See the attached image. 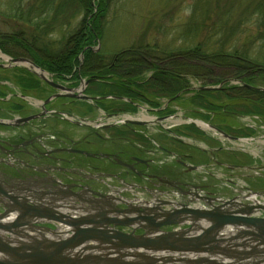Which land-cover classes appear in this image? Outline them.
Here are the masks:
<instances>
[{
  "label": "flooded vegetation",
  "instance_id": "flooded-vegetation-1",
  "mask_svg": "<svg viewBox=\"0 0 264 264\" xmlns=\"http://www.w3.org/2000/svg\"><path fill=\"white\" fill-rule=\"evenodd\" d=\"M91 58L109 60L95 64L96 67L109 69H114L118 60L117 56ZM157 64L149 65L162 73V64ZM126 65L129 63L126 62ZM86 66L93 67L89 63L86 64L84 59L71 75L64 77L52 75L51 79L49 78L52 83L39 79V84L33 91L40 93V90L44 92L48 89L56 93L62 85L71 87L76 82L80 85L84 77L86 81L90 80L85 94L94 99L65 96L52 99L45 105H33L27 110L26 101L16 102L12 97L0 95V213L10 208H22L27 204L29 207L50 209L56 215L74 213L77 210H79L77 213L83 214L86 213L84 206L89 208L100 206L102 198L111 195L114 201L112 205L106 206V210L121 212L131 210L132 214L113 215L125 220L140 210L154 209L161 205H164V208H172L171 210L182 207L178 203L169 205L170 202L175 203L176 199L197 202L202 194L198 192L202 190L209 196L215 195L213 188L219 184L212 182L211 178L214 177L207 176L210 170L209 162L212 159L211 152L206 148L203 150L201 146L195 147L188 143L187 139L182 140L179 135L182 134L183 138L188 137L190 129L184 126H177L170 132L160 129L159 132L163 135H157L159 139L148 132V129L152 126L162 128L158 118L167 120L173 115H179L181 109L178 106L179 102H182L184 111H197L204 117L210 114L230 116L231 111L225 107L222 112H211L209 104L205 101L204 106L200 103L193 106V99H201L203 93L192 92L189 86H185L175 96L165 100L163 105L157 106L163 99L159 96H155V99L152 96H145L142 89L134 86L130 74L129 78L123 79V84L129 89L128 93L136 91L137 95H115L110 92L113 91L114 74L93 72L83 76V69ZM8 67L5 66L2 70H8ZM146 72L141 75L142 79ZM147 74L146 79L137 82L151 80L154 71ZM31 79L30 82L33 83L34 79ZM6 81L0 79V87L4 86ZM16 83H19L18 79ZM156 91L157 88L155 94H158ZM195 95L199 97L196 98ZM49 97L46 95L45 99ZM126 97L137 109L142 107L144 101L151 104L147 106V110L155 116L152 119L155 122L148 121L147 124H142L126 121V118H123V121L113 120V115L121 110L126 111L125 107L116 106L117 103L125 101ZM100 105H105V109ZM97 112L101 114L96 115ZM236 129L231 131L235 132ZM161 138H166L167 141H162ZM217 140L220 142L219 138ZM179 144L184 145L186 150L180 154L181 156H176L178 151H174L171 146ZM216 151L220 155L225 154L227 163L231 164L222 166L224 171L225 167H236L234 170H241L243 165L252 166L250 162L241 161L246 157L243 152L230 146L224 144L217 147ZM168 152L176 156V161L170 162L167 156L161 158L162 154L166 155ZM192 165L201 166V169L189 170ZM240 199L250 201L246 197ZM150 203H153L154 207H150ZM205 203V200L200 202ZM33 222V225L40 230L42 228L41 232L48 237L50 232L44 229L61 233L64 228L60 223L47 218L35 219ZM186 226L177 224L164 228L178 229ZM133 227L116 226L127 232L135 230L138 234L144 231L137 226ZM50 235L63 237L58 234Z\"/></svg>",
  "mask_w": 264,
  "mask_h": 264
},
{
  "label": "water",
  "instance_id": "water-1",
  "mask_svg": "<svg viewBox=\"0 0 264 264\" xmlns=\"http://www.w3.org/2000/svg\"><path fill=\"white\" fill-rule=\"evenodd\" d=\"M24 59L11 58V61L18 63ZM39 75L50 81L43 73ZM83 98L93 99L87 95ZM134 122L143 124L142 121ZM216 130L224 137L238 139ZM200 198L211 208L183 205L164 211L160 214L161 220L155 223L149 221L152 218L149 216L144 219L148 230L141 234L116 228L137 226L131 217L122 220L113 216L130 212L107 211L101 206H84L86 213H78V216L56 215L50 209L27 204L22 208H10L0 213L3 231L0 232V264H264V217L252 216L264 205L245 203L240 196L219 200V205H214L210 197ZM12 210H18L19 214L6 222ZM40 218L71 226V234L65 238L48 237L41 232L42 228L33 225V221ZM142 222L140 226L146 227ZM177 224L190 226L161 229ZM225 227H230L228 233L222 232ZM44 231L57 235L48 228ZM158 252L166 254L158 255Z\"/></svg>",
  "mask_w": 264,
  "mask_h": 264
},
{
  "label": "rangeland",
  "instance_id": "rangeland-1",
  "mask_svg": "<svg viewBox=\"0 0 264 264\" xmlns=\"http://www.w3.org/2000/svg\"><path fill=\"white\" fill-rule=\"evenodd\" d=\"M41 1L51 2L53 0H0V41L7 40L8 37L6 36H11L9 37L11 43L5 42L2 45V47L5 45L9 52L0 46V62L6 66H9L8 70H0V79L7 80L6 84L0 87L2 88L0 91H4L1 93L3 96L10 98L12 97V100L16 102L18 100L26 101V98L21 97V95L34 97L35 99L38 97L37 99H39L44 93L43 90H41L40 93H34L32 91L28 92L25 87H21L20 83H16L19 77L33 78L34 88L35 86H38L40 81L39 79L43 80V78H41L39 75L40 71L42 73L44 70L43 72H45V75L50 79L54 74L41 65L40 66L43 68V70L35 66H31L32 68L26 66L24 67L14 61H11V58H18L17 56H23L30 61L34 60V57H32L33 54L31 52L21 48L25 43H18V41L16 39L14 40L13 37L18 36L21 39H28L29 41L33 42V45L37 46L38 55H42L41 57L45 56L46 58L55 56L59 51L62 50L67 38L73 33V31L76 30L84 15V12L79 9L80 6L78 0H56L55 5L58 4V7L55 10L52 6L50 9H46V13H43L40 16L32 15V17L29 18V12L36 14L35 12L30 11L31 8H34L35 6L37 7L38 2ZM220 1L221 2H217V0H110V8L103 20L102 37L95 50L102 51L104 56L108 58H113L120 51L134 46L148 45L151 48L158 49V54L162 51L179 52L180 50H186L189 48L194 49V47L199 45H203V47H212L218 46L220 44V46H223L221 43L223 41L225 42V39L227 38L226 27H228L224 22H222L224 18H226V16L223 17V11L225 10L224 6L226 4L230 5L231 3L230 0ZM233 1L234 4L236 1V3H239V5H245L248 2L252 4L254 1L258 4L263 3L262 0ZM235 8L237 7L235 6ZM19 12H21V16L24 18V20L17 16L19 15ZM249 23L250 24L246 25L242 29H245V33L249 35L253 40L252 42H254L252 46L255 53H252L250 58L256 59L258 58L259 53L264 54V48L262 47V44L260 42H256L258 38L261 37L262 33L259 32V24L255 22V20ZM242 33L243 32L231 33L233 38L229 44H242L241 42H238L240 41L239 37L241 36L239 34ZM2 55H4L6 58L2 57ZM174 57H177V55ZM190 57H192L195 62L199 61L195 59L196 57ZM145 59L147 58L145 55H143L139 60H142L143 62ZM209 63L210 62H206V64ZM92 66L94 68H98L95 66V64ZM223 67L225 66L218 63L213 64V66L210 65L209 67L201 68L203 70L200 71L198 76L190 75L189 79L192 82L206 81L208 78L204 77L203 75L205 74L206 76H209L213 71L214 74L212 75L213 77L215 76V78H222L224 75H228L236 77L238 79L236 83L241 82L242 78L237 77L236 74H234L235 72ZM36 68L40 71H38ZM231 68L235 69L233 66ZM149 72L153 71H147L146 74ZM144 93L145 96H152L154 99L155 96L161 97L163 99L161 105L165 103V100L170 98L163 97L161 93H154L151 95L147 94L146 92ZM13 97L17 99H14ZM204 101L205 100L202 101L193 99L192 104L193 106H196V102L200 103ZM226 102L229 101H225L224 103ZM181 103L182 102H179L178 105L179 109L181 108L179 113L184 112ZM145 108L147 109L146 106ZM100 114L101 112L96 113V115ZM148 114L149 117H155L152 113H149V111ZM176 120L171 117L169 122L167 121L168 124H166L164 127H171L174 129L177 126H182L175 125L174 123ZM259 125L264 126V123L259 122L257 125L259 133L264 136V129L263 127L261 129ZM160 129L163 128L152 126L149 127L148 132H151L154 136H157ZM234 130L235 129H233V131ZM237 130L239 131V128H237L235 132L230 130L229 134L237 136ZM159 138L160 137L157 136L156 139ZM215 138L216 140L218 139L217 136ZM163 140L167 141L166 138H163L162 141ZM188 142L190 144H195L198 146H201L202 144L204 146V144L200 141V135L197 137H189ZM226 145L232 147L234 150L243 152L246 157H244L241 161L250 162L253 166H255L257 172L259 171L260 173L264 174V142L257 147L245 146L246 149L233 146V143L227 140ZM238 163L240 162L238 161ZM214 170L219 175L224 173L222 168H215ZM244 174L245 173L238 172V178L235 177L239 180V184L242 187H239V190L238 186L229 187L228 185L224 184L222 177L215 176L212 181L214 184H219L216 192L222 190V193H226V195H233L235 192L242 194L243 192L247 193V191L256 190L255 188L258 180L249 181L250 178L244 176ZM253 195L256 196L257 194L254 193Z\"/></svg>",
  "mask_w": 264,
  "mask_h": 264
},
{
  "label": "trees",
  "instance_id": "trees-1",
  "mask_svg": "<svg viewBox=\"0 0 264 264\" xmlns=\"http://www.w3.org/2000/svg\"><path fill=\"white\" fill-rule=\"evenodd\" d=\"M110 0H78L80 10L84 12L82 20L79 22L78 27L75 31L69 37L67 38L63 48L61 51H59L55 56L51 57H41L37 53V46L33 45L34 43L29 41L28 39H21L18 36L13 37L14 40L16 39L18 43L23 42V49L28 50L33 54L32 57H34V61L53 73L56 76L64 77L66 75H71L74 71H76L77 65L79 64L81 57H83L86 61V64L89 63V65L93 64H100L104 62H108V60H99L95 58H91L94 56H104L102 51H96V46L100 43V39L102 37L103 33V20L105 16L107 15V12L110 8ZM56 0H53L51 2L48 1H41L38 2L37 7L31 8V12H35L36 14H32L29 12V18L32 17V15L40 16L43 13H46V9H50V7H54V10L58 7V4L55 5ZM217 2H221L220 0H217ZM263 3H254L250 4L249 2L245 5H242L239 3L234 4L233 0H230V5L226 4L224 6L223 11V17L224 22L228 27H226V35L227 38L225 39V42L223 41L221 44L223 46H206L203 47V45H199L197 47H194V49L189 48L186 50H180L179 52L174 51H162L158 54L159 50L156 48H151L150 46H134L128 49H124L116 54L118 57V60L116 62V66L114 69H109L107 67H98L94 68L91 66H86L83 69V76H86L87 74L93 73V72H99V73H112L114 83L112 84L113 91H110L112 94L115 95H137L136 91H132L131 93H128V88L123 84L124 78H129V74L131 75V79L134 82V85L138 88L142 89L147 94L151 95L155 93V84L154 80H161V79H168L172 78L171 76L173 74L181 75L186 72L190 71L192 74L197 75L200 74V69L198 70H190V68L186 67L182 63H178L175 65L173 62H166L165 64H162V73L155 70V67H151L149 64V61L145 59V61L142 62V60H139L141 56H160V60H166L168 57H174L175 55H187V56H193L196 57V60L204 61V62H210L212 64H220L225 67H235L230 68L231 71L235 72L238 77L242 78L246 81L248 84H252V86L261 85L264 83V54L259 53L258 58L253 59L250 58L252 53L254 54L255 51L253 49V40L249 35L245 33L244 28L246 25L250 24L249 22H257L259 24V32L262 33L261 37L258 38L256 42H260L262 44V47L264 48V0H262ZM249 4V5H248ZM36 5V4H35ZM239 5V7H238ZM235 6L237 8H235ZM243 8V9H242ZM35 10V11H34ZM239 13V14H237ZM20 19H23L21 16V12H19V15H17ZM28 18V19H29ZM27 19V20H28ZM253 20V21H252ZM231 24V25H230ZM242 29V30H241ZM235 32H243L239 37L238 42H241L242 44L236 45V44H229V42L232 40L233 36L231 33ZM5 41H0V46L5 42L11 43L9 37ZM236 40V39H235ZM210 47V48H208ZM7 52L9 50L4 45L2 47ZM30 57V56H29ZM176 58V57H175ZM262 58V59H261ZM129 60V61H127ZM126 62L129 63V65H126ZM157 63V62H156ZM156 63H153L152 65L155 66ZM158 65V64H157ZM127 66V67H126ZM199 66V65H198ZM201 67V66H200ZM154 69V76L153 80L144 81L143 83H138V80H141V75L149 70ZM235 71H234V70ZM203 70V69H201ZM129 74H128V73ZM260 73V74H259ZM257 75V76H256ZM208 76V75H207ZM31 78H24L19 77L18 82L21 84V87L28 86L27 84H30ZM143 80V79H142ZM174 80V86L169 87V89H164L161 92V95L163 97H172L175 96L177 92L181 91L185 84L181 82L180 79H173ZM105 89V87H103ZM102 88V89H103ZM2 89V88H0ZM230 89V88H228ZM234 90V89H233ZM229 91L226 93H219L221 91H214L210 92L209 97V105L208 108L211 112H222L223 108L226 107V110L234 111V108H237V104L235 101H239V99H246L248 100L249 104L252 106H248L246 104H243L242 108L243 110L247 112H257L259 114H262L264 116V92L260 90H253L248 87H237L234 91ZM4 91H0L1 93ZM102 92V91H101ZM104 93V91H103ZM156 93H159L156 91ZM231 98V102H226L225 105L221 102L223 100V97ZM202 100V99H201ZM203 101V100H202ZM204 102H200V105L204 106ZM116 105V104H114ZM161 105L160 103L157 104V106ZM116 106L121 107L120 104L117 103ZM224 118V116L217 115V118ZM191 130V133L193 135L198 134L200 135L199 130L194 127L190 126L188 127Z\"/></svg>",
  "mask_w": 264,
  "mask_h": 264
},
{
  "label": "bare ground",
  "instance_id": "bare-ground-1",
  "mask_svg": "<svg viewBox=\"0 0 264 264\" xmlns=\"http://www.w3.org/2000/svg\"><path fill=\"white\" fill-rule=\"evenodd\" d=\"M2 57L6 58L4 55H2ZM18 58H25L23 56H17ZM147 58V61H149L150 63H161V64H165L166 62L170 63V62H173L175 65H177L178 63H182L183 65H185L186 67L190 68V70H198L200 69L201 71V68H204V67H209L210 65L213 66L212 63H209V64H206V62L204 61H198V62H195L194 59L190 56H187V55H179V57L177 56L176 58L175 57H168V59L166 60H160V56L157 57V56H152V55H149V56H146ZM32 61V60H31ZM31 61H28L27 59H24V60H19L18 61V64L21 65V66H26V67H30L32 68V62ZM34 61V60H33ZM84 61V58L81 57V60L79 62V64L77 65V68L80 64H82V62ZM35 63V61H34ZM156 63V64H157ZM16 64V63H15ZM37 66H39L40 69H43L40 65H38V63H35ZM155 64V65H156ZM199 65V66H198ZM6 65L3 64L2 62H0V70H2L3 67H5ZM201 66V67H200ZM127 67V66H126ZM223 68H226V69H229L231 70L230 68L231 67H223ZM37 69V68H36ZM38 71H40L39 69H37ZM150 71V70H149ZM152 71H154V69H152ZM41 73V71L39 72ZM42 73L45 75V72L42 71ZM214 72L212 71V73L209 75V76H206L205 74L203 75L204 77L208 78V80L206 81H194L192 82L190 79H189V76L190 75H194L192 74V72L190 71H186L183 74L181 75H178V74H173L171 77L172 78H168V79H161V80H154V84H155V87L157 88L158 91L162 92L164 89H169V87H173L174 84V78L175 79H180L181 82L183 84H185V86H189L191 87V91L192 92H196V91H201L203 93V95H201V99L202 100H205L208 104H209V97H210V92H213L215 93L214 91H221L219 93H228L229 91H232L233 89H237V87H241V86H244V87H248V88H251L253 90H260V91H263L264 92V83H262L261 85H257V86H252V84H248L246 83L245 80L241 79L242 81L239 82V83H236V81L238 80L236 77H232V76H228V75H224V77L222 78H215V76L213 77ZM149 77L151 76L150 74H147ZM147 75L145 74V76H143V80L147 78ZM212 75V76H211ZM195 76V75H194ZM217 76V75H216ZM237 76V75H236ZM238 77V76H237ZM212 79V80H211ZM153 80V77L152 79ZM52 80L48 81V83H51ZM86 79L83 77V80L82 82L80 83V85H78V82H76V84H74L73 86H66V85H62L60 86V90L59 91H56V93L54 92L53 93V90H44V93L43 95L41 96V98L39 99H35L34 97H29V96H24V98H26V102H27V106H25L27 108V110H30V108L33 106V105H36V103L38 105H42V104H46L48 103L50 100L52 99H57L59 97H65V96H76V97H84V95H86L85 93L87 92V89H88V84H86ZM134 84V83H133ZM28 86H26L25 88L27 89L28 92H34L33 91V86L34 84L32 82H30V84L28 83L27 84ZM135 86V85H134ZM230 88V89H228ZM92 90V89H90ZM233 90V91H234ZM41 92V90H40ZM35 93V92H34ZM53 93V94H52ZM103 93V92H101ZM98 95L100 94V92L97 93ZM48 96L51 95L49 97V99H45V96ZM2 97H6V96H3L1 95ZM101 96V95H100ZM195 97H199V96H196ZM94 99V97H92ZM127 98V97H126ZM198 99V98H197ZM201 99H198V100H201ZM33 100V101H31ZM36 100V101H35ZM231 98H226L225 96L223 97V100L221 101L224 105H225V101H230L231 102ZM19 101V100H18ZM148 102H144L142 107L137 109L135 106H133L132 102L129 101V98H127L125 101L121 102V106L125 107L126 108V111H120L118 112L117 114L113 115L112 116V119L115 120V121H119V120H122L123 121V118L125 119L126 118V121L130 120V121H142L143 124H147L148 121L149 122H155L154 120H152L153 118L155 117H149L148 115V110L145 108V106H149L151 104H147ZM235 103L239 106V107H242L243 104H246V105H250L252 106L251 104H249L248 100L246 99H239V101H235ZM196 104L198 105V103L196 102ZM101 108H104L106 107L105 105H100ZM234 108V111H231V115L230 116H225L223 119L219 117V120L217 119V116H213L212 114L204 117L202 115H199V112L197 111H184L183 113H179V115H173V119H177L175 121V125H182L184 126L185 128H188L190 126H194L196 127L199 132H200V141L204 144V146L201 144V147L203 148V150H206L211 152L210 153V156L212 157L211 161L209 162V167H210V170H209V175H207L208 177H215V175L217 174V172L214 170L215 168H221L222 166L226 165H231L230 163H227V156L225 154H219L217 153L216 149L217 147H222L224 146V144L226 145V140L233 143V146H237V147H240V148H245V146H254V147H257L259 145H261L264 141H263V138L264 136L262 134L259 133L258 131V124L259 122H262L264 123V116L262 114H259L257 112H247L246 110L244 111L242 108ZM105 109V108H104ZM26 110V111H27ZM84 109H82L83 111ZM145 113H144V112ZM5 112V110L3 111ZM201 112V111H200ZM147 114V115H146ZM74 117V116H73ZM171 118V117H170ZM169 119L165 120V118H158L159 119V124L160 126H162L163 130L165 131H168L170 132L172 130L171 127H164L166 126V124H168L169 122ZM193 120L194 122L196 123H192ZM168 121V122H167ZM258 123V124H257ZM158 124V125H159ZM187 124V125H186ZM186 125V126H185ZM215 126L216 128H218L219 130L229 134L230 130L232 129H235V128H239V131L237 133V136L236 135H231L233 137H236L238 139H235V138H229V137H224L222 136L221 134L218 133V131L216 130V128L214 127H211V126ZM259 127L262 129H264V126L263 125H259ZM189 129V128H188ZM258 131V132H257ZM263 131V130H261ZM260 134V135H259ZM158 135H163V133H158ZM180 137H182V140L184 139H189V137H193V134L191 133V130H189V134H188V137L186 138H183V136H181L182 134H179ZM214 137H218L220 139V142L218 140H216ZM225 141V142H224ZM189 143V142H188ZM194 145L195 147H197L195 144H192ZM227 146V145H226ZM173 148L174 151H178L177 153L178 154H175L176 156H181L180 154L182 152H185L186 148L184 145H177V146H171ZM206 148V149H205ZM246 149V148H245ZM174 154L172 153H166L165 154H162L161 157H165L167 156V159L172 162L173 161H176L175 156ZM247 164V163H246ZM192 167L195 168V165ZM189 169V170H195V169ZM196 168H198V170L201 169V166H196ZM225 171L223 174L219 175L217 174L216 177H222V179L224 180V184L228 185L229 187L230 186H233V187H237L238 186V190H239V187H241V185L239 184V180L237 179L238 177V172L239 173H245L244 176H247L249 179V181H257V184H256V190H255V194H257L253 201H252V204H261V205H264V174L263 173H260L259 171L257 172V169L255 168V166H247V165H243V169L241 170H234L235 168H227L225 167ZM237 177V178H235ZM212 180V178H211ZM213 182V181H212ZM218 187H214L213 188V191L215 192V195H211L210 196L207 194L206 191L202 190L201 192H198V193H202L200 194L201 196H204L205 198L206 197H210L212 198V201H213V204L214 205H219L220 204V201L219 200H231V199H237L239 198V193L235 192V194L233 195H226V193H222V190H219V192H216ZM242 191V190H240ZM250 195V193H246V192H243L240 197L242 198H247V196ZM202 198L198 199L197 202H193L192 201H182V200H175V203H178L179 205H184V206H189V207H193L195 206V208H198L200 207L202 204H200V202H202ZM103 201V202H102ZM102 201H100V206H102L105 210H106V206H110L112 205L113 201H114V198L109 195L107 197H103L102 198ZM256 202V203H255ZM131 203V201H130ZM246 203V202H245ZM174 203H170L169 205H173ZM158 205V204H157ZM150 207H154V204L153 203H150L149 204ZM206 209H208V207H205ZM172 209V208H171ZM170 208H164V205H161L160 207H154V209H144V210H140L137 214L135 212V215H131V218L134 219L136 225L138 228L144 230V232H146V230H148V225L147 223L144 221V219H147L149 218V216H152V218L149 220L150 222L152 223H155L157 221H160L161 220V216L160 214L163 213L164 211H171ZM76 210V209H74ZM72 210V211H74ZM75 212V211H74ZM77 212H79V210H77L75 213H69V215H74V216H78L79 214H77ZM129 212H132L131 210H129ZM132 214V213H130ZM16 215V213H14L13 215L10 214V217L8 219H5L6 222H8L9 220H11L12 218H14ZM120 215V214H118ZM14 216V217H13ZM252 216H255V217H264V208H259V209H256V211L252 214ZM144 221L147 225L146 227H141L140 225V222ZM187 227L185 228H188L190 225L189 224H186ZM72 227L71 226H64V228H62V232L61 233H57L58 235H62L64 237H67L69 236L71 233ZM162 230H164V228L162 227L161 228ZM230 230V227H225V229L222 231V232H225V233H228ZM0 232H3L2 229H0ZM36 235L39 236V234L37 232H35ZM158 255H165L166 253H163V252H158L156 253ZM177 254V253H176ZM203 254V253H202ZM176 259L178 258L177 256L175 257Z\"/></svg>",
  "mask_w": 264,
  "mask_h": 264
}]
</instances>
